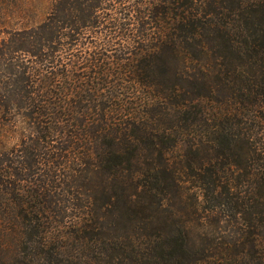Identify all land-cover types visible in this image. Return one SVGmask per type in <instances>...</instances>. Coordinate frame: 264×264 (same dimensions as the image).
<instances>
[{
  "label": "trees",
  "instance_id": "obj_1",
  "mask_svg": "<svg viewBox=\"0 0 264 264\" xmlns=\"http://www.w3.org/2000/svg\"><path fill=\"white\" fill-rule=\"evenodd\" d=\"M0 264H264V0H56L1 40Z\"/></svg>",
  "mask_w": 264,
  "mask_h": 264
},
{
  "label": "rangeland",
  "instance_id": "obj_2",
  "mask_svg": "<svg viewBox=\"0 0 264 264\" xmlns=\"http://www.w3.org/2000/svg\"><path fill=\"white\" fill-rule=\"evenodd\" d=\"M55 1L56 0H0V41L6 38L9 33L23 30L26 31L39 26L45 21ZM89 36L88 43L91 44L76 49H79V51L88 49V53H94L95 51L91 49L92 43L103 41V37L100 36L97 30H92ZM104 48L98 49V52L104 53L107 56L113 55L115 60V55L118 54V52L115 53V48L108 49L107 52H104ZM72 53H75V51ZM124 63L126 64V61H124L123 64ZM123 64H117L114 62V65L109 66L114 72L115 69L119 70L122 67L124 68L125 66H128ZM68 66L72 67V69L74 67V65ZM80 69L81 70L78 71L76 70L77 72H73V76H75L73 79L77 80L76 76L80 75V77H85L82 79L84 81L91 80V82H99L101 80L100 77L93 76V73H96L97 69H93L92 65H80ZM111 74L112 75L109 76L108 80L117 81L118 79L123 80L124 78L123 76H117L114 73ZM14 139L17 140L16 138ZM15 140H13V143H15Z\"/></svg>",
  "mask_w": 264,
  "mask_h": 264
}]
</instances>
